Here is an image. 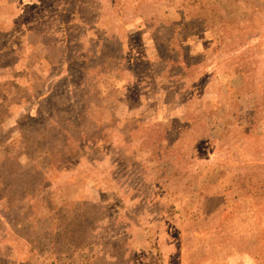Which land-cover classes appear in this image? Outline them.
I'll return each mask as SVG.
<instances>
[{"label":"rangeland","instance_id":"1","mask_svg":"<svg viewBox=\"0 0 264 264\" xmlns=\"http://www.w3.org/2000/svg\"><path fill=\"white\" fill-rule=\"evenodd\" d=\"M0 264H264V0H0Z\"/></svg>","mask_w":264,"mask_h":264},{"label":"trees","instance_id":"2","mask_svg":"<svg viewBox=\"0 0 264 264\" xmlns=\"http://www.w3.org/2000/svg\"><path fill=\"white\" fill-rule=\"evenodd\" d=\"M70 207L72 208V210H70V212L68 213H74V211L79 212L77 207L73 205H70ZM66 214L67 213L64 209H60L56 212L55 219L63 225L61 227L64 231L73 232L72 234H76L77 232H79V230L76 228L79 226L78 224L84 223V221H82V216L74 215L75 219L78 220V222H75L72 218L66 217ZM69 227H71V231H69Z\"/></svg>","mask_w":264,"mask_h":264}]
</instances>
